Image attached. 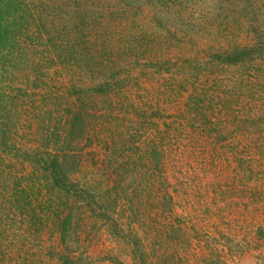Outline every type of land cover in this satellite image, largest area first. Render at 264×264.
I'll use <instances>...</instances> for the list:
<instances>
[{"label":"trees","instance_id":"16d2710c","mask_svg":"<svg viewBox=\"0 0 264 264\" xmlns=\"http://www.w3.org/2000/svg\"><path fill=\"white\" fill-rule=\"evenodd\" d=\"M244 251L264 264V0H0V264Z\"/></svg>","mask_w":264,"mask_h":264},{"label":"rangeland","instance_id":"374dc122","mask_svg":"<svg viewBox=\"0 0 264 264\" xmlns=\"http://www.w3.org/2000/svg\"><path fill=\"white\" fill-rule=\"evenodd\" d=\"M157 86V84H156ZM158 87H155L154 90H157ZM168 102H174V99H168ZM202 158V163L206 164V166H208L207 160L208 157H201ZM213 168L217 171H219V166H213ZM231 168V167H230ZM205 169H200V171H198L197 173H201L203 175ZM207 171V174H209V170H205ZM231 171V169H230ZM195 174H193L194 176ZM198 176L201 177L200 174H197ZM180 197H178L179 201H180V206H181V193ZM195 199H197V197H195ZM195 199H193V201H196ZM94 249V251L96 252V255L101 256L103 258H106L105 255L108 254V252L110 251V242H109V237L105 234V232H100L99 233V238L98 241L96 242V245L94 247H92ZM117 250L119 252H122V248L120 249V247L118 246ZM234 258L230 261L231 264H255L256 263V254L253 251H244L243 253L241 252L240 254H237V252H234ZM100 264V263H99ZM101 264H106V261H102Z\"/></svg>","mask_w":264,"mask_h":264}]
</instances>
